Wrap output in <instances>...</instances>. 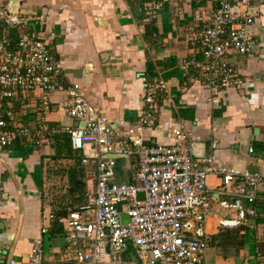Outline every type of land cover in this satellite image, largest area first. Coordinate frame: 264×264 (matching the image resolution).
Here are the masks:
<instances>
[{
    "label": "crops",
    "instance_id": "0c3cea01",
    "mask_svg": "<svg viewBox=\"0 0 264 264\" xmlns=\"http://www.w3.org/2000/svg\"><path fill=\"white\" fill-rule=\"evenodd\" d=\"M10 1L1 0L4 5ZM18 2L21 16L43 17L39 30L51 54L64 65L63 80L79 82L87 99L118 133L138 125L148 80L163 79L167 91L159 98L158 119L155 125L142 130L146 144L173 145L174 131L182 126L196 143L207 144V156L213 152L209 137L214 136L217 165L264 175V157L252 154V147L246 145L255 137L264 141V0H251L256 38L253 52L229 54L242 73V87L222 91L214 104L208 100L197 72L184 63L193 55L204 21L216 7L215 0ZM155 2L162 4L161 9L154 15L147 14V6ZM41 96L42 92L35 90L14 100L11 107L17 114V124L37 128ZM65 98L66 93L52 94L54 104L46 116L57 133L41 144L19 139L11 146L0 145V264H8L12 257L25 259L37 244L46 262L61 261L66 232L58 216L86 203L95 189L96 181L86 176L87 170H96L95 165L84 164L72 144V156L66 149L57 152L59 142L70 138L66 128L78 125L77 120L58 109L56 102ZM120 118L127 121L126 125L117 122ZM83 152L92 155L95 148L86 145ZM76 158L80 160L81 188L73 187L70 180ZM137 164L136 157L119 159L117 180L130 181V171ZM208 181L209 197L213 208H217L220 179L210 175ZM255 206L257 215L238 228L236 244L225 243L219 236L217 216L207 220V231L212 235L206 254L208 263L264 264V186ZM132 256L140 258L130 243L106 264H123Z\"/></svg>",
    "mask_w": 264,
    "mask_h": 264
},
{
    "label": "built area",
    "instance_id": "2783aa9c",
    "mask_svg": "<svg viewBox=\"0 0 264 264\" xmlns=\"http://www.w3.org/2000/svg\"><path fill=\"white\" fill-rule=\"evenodd\" d=\"M215 2L192 57L184 63L197 72L213 104L222 91L238 89L243 84L242 73L230 61L229 54L249 55L256 45L251 0ZM161 6L151 3L146 12L154 15ZM42 21V16L23 17L0 0V145L11 146L19 139L41 144L57 133L46 116L54 104L51 95L66 93V98L56 104L77 120L78 125L67 127L66 131L82 162L96 166L95 171H86L87 179L96 183L86 203L59 218L66 232L61 261L46 262L37 244L25 259L12 257L8 264H106L130 243L149 264H210L206 254L212 235L207 231V220L217 216L221 229H236L256 216L255 203L264 186V175L217 165L214 136L209 137L212 154L196 157L193 145L197 141L182 126L174 131L173 145L146 144L142 130L155 125L158 119L159 98L167 91L163 79L148 80L138 125L118 133L87 99L79 82L63 80L64 65L51 54L48 41L39 30ZM35 90L42 92L38 129L17 124V114L11 107L21 92ZM81 122L84 126H80ZM117 122L127 123L124 118ZM86 145L95 148L92 155L83 152ZM128 157H136L138 164L130 171V181H118L119 159ZM210 175L220 179L217 208H213L209 197ZM140 192L143 199L138 196ZM122 213L128 215L127 223L122 221Z\"/></svg>",
    "mask_w": 264,
    "mask_h": 264
},
{
    "label": "water",
    "instance_id": "95a60500",
    "mask_svg": "<svg viewBox=\"0 0 264 264\" xmlns=\"http://www.w3.org/2000/svg\"><path fill=\"white\" fill-rule=\"evenodd\" d=\"M18 0H12L9 3V7L12 11L18 12ZM80 126H84V122L80 123ZM257 134V132H256ZM246 145H250L252 147L251 153L252 154H258L260 157H264V141H261L258 137H255L251 142L247 141ZM207 150V144L206 143H195L193 145V152L196 157H204ZM105 157H114V158H120V157H126V155H120V154H105ZM138 196L143 199L144 194L140 192ZM122 221L124 223H127L129 221V217L127 214L122 213L121 215ZM123 264H143L139 258L132 256L131 258L127 259Z\"/></svg>",
    "mask_w": 264,
    "mask_h": 264
},
{
    "label": "trees",
    "instance_id": "16d2710c",
    "mask_svg": "<svg viewBox=\"0 0 264 264\" xmlns=\"http://www.w3.org/2000/svg\"><path fill=\"white\" fill-rule=\"evenodd\" d=\"M21 94H24V93L21 92ZM65 149H66V152L69 154V156H72L71 154L73 153V151H72V148H71V140H70V138H68L66 141L59 142L58 148H57L58 154H61ZM76 161H77V166L73 167L71 169V171H70L71 172L70 180L72 181L71 183L73 184V187L79 186L81 188V180L79 179V176L81 174V168L79 167L80 160L78 158H76ZM58 220H59V216H58ZM236 231H238V228H236V229H224V228H222L220 230L219 236L222 239H225V243H234V244H236V240L238 239V237H237L238 233ZM232 234H233V237H231ZM240 245H241V243H240Z\"/></svg>",
    "mask_w": 264,
    "mask_h": 264
},
{
    "label": "rangeland",
    "instance_id": "374dc122",
    "mask_svg": "<svg viewBox=\"0 0 264 264\" xmlns=\"http://www.w3.org/2000/svg\"><path fill=\"white\" fill-rule=\"evenodd\" d=\"M76 201V200H75ZM78 204H79V202H78ZM140 259V258H139ZM141 260V259H140ZM144 260H146V261H148V259H144ZM142 261V260H141ZM213 263V262H212Z\"/></svg>",
    "mask_w": 264,
    "mask_h": 264
}]
</instances>
